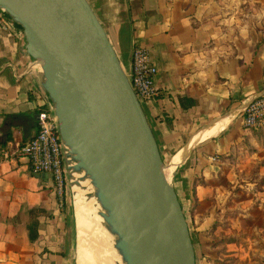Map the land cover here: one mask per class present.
<instances>
[{
  "label": "crops",
  "instance_id": "crops-1",
  "mask_svg": "<svg viewBox=\"0 0 264 264\" xmlns=\"http://www.w3.org/2000/svg\"><path fill=\"white\" fill-rule=\"evenodd\" d=\"M90 2L128 73L135 44L158 68L144 110L203 264H264V185L251 178L264 177V129L243 124L264 93V21L245 20L242 0ZM37 89L22 35L0 27V150L37 133ZM74 247L67 191L61 206L50 175L0 157V264H73Z\"/></svg>",
  "mask_w": 264,
  "mask_h": 264
},
{
  "label": "water",
  "instance_id": "water-1",
  "mask_svg": "<svg viewBox=\"0 0 264 264\" xmlns=\"http://www.w3.org/2000/svg\"><path fill=\"white\" fill-rule=\"evenodd\" d=\"M0 13L22 35L58 123L75 245L81 190L99 208L116 264H198L171 165L90 0H0Z\"/></svg>",
  "mask_w": 264,
  "mask_h": 264
},
{
  "label": "built area",
  "instance_id": "built-area-1",
  "mask_svg": "<svg viewBox=\"0 0 264 264\" xmlns=\"http://www.w3.org/2000/svg\"><path fill=\"white\" fill-rule=\"evenodd\" d=\"M0 27L14 31L12 24L2 13H0ZM158 74V68L152 62L150 52L143 46L135 44L129 78L143 107L155 103L159 97L156 87ZM34 94L38 103L37 133L25 144L8 143L0 150V157L5 161L26 158L32 173L50 175L54 190L60 199V205L63 206L67 178L58 123L42 91L37 89ZM243 124L249 130L264 129V93L245 108Z\"/></svg>",
  "mask_w": 264,
  "mask_h": 264
},
{
  "label": "bare ground",
  "instance_id": "bare-ground-1",
  "mask_svg": "<svg viewBox=\"0 0 264 264\" xmlns=\"http://www.w3.org/2000/svg\"><path fill=\"white\" fill-rule=\"evenodd\" d=\"M166 173L170 179L173 172L167 169ZM87 193L80 190L76 198L77 264L120 263L121 259L113 249L111 237L101 224L102 220L98 215L99 208L94 200L85 199Z\"/></svg>",
  "mask_w": 264,
  "mask_h": 264
},
{
  "label": "rangeland",
  "instance_id": "rangeland-1",
  "mask_svg": "<svg viewBox=\"0 0 264 264\" xmlns=\"http://www.w3.org/2000/svg\"><path fill=\"white\" fill-rule=\"evenodd\" d=\"M218 1V0H217ZM221 2H230L234 0H220ZM226 5V4H225ZM242 6L244 7V19L245 20H253V21H258V20H263L264 21V0H242ZM255 8V10L253 9ZM256 10L258 11L256 13ZM263 16V17H262ZM251 178L253 179H257L259 181V184L261 185L264 177L259 179L258 176L256 175H251ZM189 217H188V221H189ZM196 232L192 231V238H194V242L196 245V251H197V261L198 264H203L204 263V257L202 255L201 252V248L199 246L200 244V239L195 235ZM77 245V244H76ZM75 245V247H76ZM76 249H75V264H77V253H76ZM94 262V261H91ZM90 262V263H91ZM93 264V263H91Z\"/></svg>",
  "mask_w": 264,
  "mask_h": 264
},
{
  "label": "trees",
  "instance_id": "trees-1",
  "mask_svg": "<svg viewBox=\"0 0 264 264\" xmlns=\"http://www.w3.org/2000/svg\"><path fill=\"white\" fill-rule=\"evenodd\" d=\"M262 185H264V180H263V182H262Z\"/></svg>",
  "mask_w": 264,
  "mask_h": 264
}]
</instances>
